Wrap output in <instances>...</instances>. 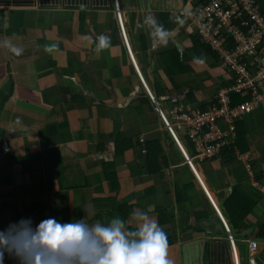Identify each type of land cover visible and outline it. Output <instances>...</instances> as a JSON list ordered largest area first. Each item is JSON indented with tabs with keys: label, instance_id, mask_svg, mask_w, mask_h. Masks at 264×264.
Here are the masks:
<instances>
[{
	"label": "crops",
	"instance_id": "0c3cea01",
	"mask_svg": "<svg viewBox=\"0 0 264 264\" xmlns=\"http://www.w3.org/2000/svg\"><path fill=\"white\" fill-rule=\"evenodd\" d=\"M206 1L119 0L129 52L114 0H0V227L21 217L108 224L121 220L113 205H130L135 216L122 231L131 238L139 214L157 221V207L174 216L170 264H233L217 211L228 225L220 203L238 190L255 206L233 233L247 263V242L264 221V105L240 120L246 153L233 142L225 147L232 154L194 159L192 169L148 94L170 119L176 105L188 115L206 109L228 83L187 19L173 15ZM254 1L264 12V0ZM99 35L107 47L97 48ZM177 138L191 157L183 130ZM148 142L162 147L158 174L147 169ZM201 210L205 217L195 220ZM5 264L15 262L6 256Z\"/></svg>",
	"mask_w": 264,
	"mask_h": 264
},
{
	"label": "built area",
	"instance_id": "2783aa9c",
	"mask_svg": "<svg viewBox=\"0 0 264 264\" xmlns=\"http://www.w3.org/2000/svg\"><path fill=\"white\" fill-rule=\"evenodd\" d=\"M115 11L129 51L116 0ZM173 15L176 21L182 17L187 19L188 26L195 30L201 43L217 55L220 66L230 78L227 84L219 88L216 105L193 115H188L182 107L176 105L169 111L170 119L147 90L165 128L179 146L185 162L193 169L194 159L202 161L219 156L226 146L234 142L236 119L241 120L254 108L264 105V12L255 8L254 0H208L192 10H181ZM233 93L248 95L249 99L232 106L230 100ZM220 122L227 124L226 130L220 128ZM178 130L184 131L191 145V157L177 138ZM236 156L243 157L238 152ZM245 166L249 169L246 160ZM217 214L234 247L228 225L218 211ZM247 244V264H264V245L260 247L253 240H248ZM234 258L235 264H238L236 253Z\"/></svg>",
	"mask_w": 264,
	"mask_h": 264
},
{
	"label": "clouds",
	"instance_id": "9594fccd",
	"mask_svg": "<svg viewBox=\"0 0 264 264\" xmlns=\"http://www.w3.org/2000/svg\"><path fill=\"white\" fill-rule=\"evenodd\" d=\"M147 23L154 24L151 18ZM155 32L161 37L166 34L159 26ZM107 46L108 38L99 35L97 48ZM139 219L142 223L130 238L119 218L90 224L84 219L60 222L48 217L34 224L31 217H21L0 227V264H5L6 256L15 264H170L165 232L146 213L141 212ZM230 247L233 264L235 253L240 264L238 253Z\"/></svg>",
	"mask_w": 264,
	"mask_h": 264
},
{
	"label": "trees",
	"instance_id": "16d2710c",
	"mask_svg": "<svg viewBox=\"0 0 264 264\" xmlns=\"http://www.w3.org/2000/svg\"><path fill=\"white\" fill-rule=\"evenodd\" d=\"M191 41H192L193 46H196L199 44V39L191 38ZM201 46L203 48H205L212 56H216V58H218L217 55L215 53L211 52L209 50V48L206 47L203 43H201ZM174 61L177 65L180 64V62H179L180 60H179L177 55H175ZM249 61H250V59L247 60V62H249ZM226 74H227V72H226ZM247 99H249L248 95H243L240 93H233L231 95L230 102H231L232 106H235V105H238V104L246 101ZM217 103H218V97L216 96L210 102L209 106L206 109L201 110V112L208 110L210 107H212L213 104L216 105ZM240 122H241L240 120L236 119L235 123H234V125H235V138H234V145L233 146H235V149L239 153H246L248 151L246 146L245 147L241 146L242 143L244 144L245 135H244V132H242L241 128L239 127ZM166 132L170 135L168 130ZM126 146L127 145H123L122 147L124 148ZM123 148H121V149H123ZM142 149H144V153H145L144 157H145V161L147 163L148 172L151 175L158 174L160 172V161H162L164 164L166 163L164 158H160V155L162 154V147H161L160 143L148 142L142 146ZM231 149H233V147L224 148L221 151V156L226 155L227 151L232 154L233 152L231 151ZM116 154H119L118 150H117ZM113 178H114V176H113ZM113 181H114V179H113ZM113 189H115V188H113ZM186 190L191 191V188H187ZM111 200H112V204H114L115 199H111ZM113 207H114L115 213L119 217H121V220L125 221L127 223V227L125 230L128 231V229L130 228L129 223H130V220L132 219V216L130 218V215H133L132 214V212L134 210L133 206L127 205V206H121L119 208V207H115V205H113ZM254 208H255V206H253L244 197V195H242L238 190H232L231 193L228 195V197L220 203L221 213H222L223 217L226 219V221L228 223L229 230L231 231L232 234L235 232H239L240 226L245 221H247V218L250 216V213L253 211ZM154 211L156 213L157 224L160 226V228L167 235L168 246L172 245L173 244V238L169 234L170 233L169 225L170 226L172 225L174 216L171 215L170 213H168L167 210L163 209V208H157L156 207V209H154ZM134 212H135V210H134ZM133 216H135V214ZM194 217H195V220L202 218V217H205V212L203 210L196 211L194 213ZM70 220H74V218L70 219ZM254 227H255V231H254V233H252L253 241L256 242L259 246H262V245H264V221L257 222ZM126 235L129 236L128 233ZM233 239L235 241V239H237V237H234ZM227 240H228V238H227Z\"/></svg>",
	"mask_w": 264,
	"mask_h": 264
},
{
	"label": "rangeland",
	"instance_id": "374dc122",
	"mask_svg": "<svg viewBox=\"0 0 264 264\" xmlns=\"http://www.w3.org/2000/svg\"><path fill=\"white\" fill-rule=\"evenodd\" d=\"M113 1V0H112ZM117 1V0H116ZM118 2H119V0L117 1V4H118ZM114 3H115V1H114ZM114 6H115V4H114ZM184 11H188V10H184ZM119 28H120V26H119ZM122 29H123V32H124V24L122 23ZM120 30V32H121V34H122V31H121V28L119 29ZM124 34H125V32H124ZM139 210H141L140 208H138ZM232 248L233 249H235L233 246H232ZM233 256V255H232Z\"/></svg>",
	"mask_w": 264,
	"mask_h": 264
},
{
	"label": "water",
	"instance_id": "95a60500",
	"mask_svg": "<svg viewBox=\"0 0 264 264\" xmlns=\"http://www.w3.org/2000/svg\"><path fill=\"white\" fill-rule=\"evenodd\" d=\"M218 228H219L220 231L224 232L223 226H222V224H221V222L219 220H218ZM240 235H242V234H240Z\"/></svg>",
	"mask_w": 264,
	"mask_h": 264
}]
</instances>
